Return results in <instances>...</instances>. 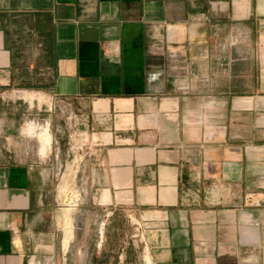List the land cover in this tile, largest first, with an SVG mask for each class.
Masks as SVG:
<instances>
[{
  "label": "crops",
  "instance_id": "1",
  "mask_svg": "<svg viewBox=\"0 0 264 264\" xmlns=\"http://www.w3.org/2000/svg\"><path fill=\"white\" fill-rule=\"evenodd\" d=\"M80 252L264 264V0H0V264Z\"/></svg>",
  "mask_w": 264,
  "mask_h": 264
},
{
  "label": "rangeland",
  "instance_id": "2",
  "mask_svg": "<svg viewBox=\"0 0 264 264\" xmlns=\"http://www.w3.org/2000/svg\"><path fill=\"white\" fill-rule=\"evenodd\" d=\"M28 123H27L28 125H26V129L28 130V132L30 134H33L36 136H37L38 127L47 126L49 128L48 125H46L44 123L42 124V122H38V121H35L33 124V122L28 120ZM50 133H51V131H50ZM40 143H41V141H40ZM51 146H52V143H51ZM64 178L65 179L60 180V182H61L60 192H61V202H62L61 206L64 208H68L67 205L73 204V202H75L74 201L75 197L73 195L69 194V192H68L69 187L72 186L73 180H72V176L69 175V173ZM60 215L62 218H64L63 220H65V223H66L65 230L69 231V227L67 225L70 224V221H71L70 219L72 217V211H69V210H64L63 212L61 211ZM66 243H68V238H66ZM61 261H63V260L60 259V257H58L55 260H51L50 264H61ZM98 262H99V260L96 261V263H98ZM92 263L94 264L95 261L93 259L89 258L87 253H83V252L74 253V254L69 253L68 260L66 261V264H92Z\"/></svg>",
  "mask_w": 264,
  "mask_h": 264
},
{
  "label": "bare ground",
  "instance_id": "3",
  "mask_svg": "<svg viewBox=\"0 0 264 264\" xmlns=\"http://www.w3.org/2000/svg\"><path fill=\"white\" fill-rule=\"evenodd\" d=\"M42 127V126H41ZM46 128V127H44ZM48 128V127H47ZM42 136V140L44 142V145H43V152L44 153H48L50 151V146H49V143L51 142V133L48 129H44L41 134Z\"/></svg>",
  "mask_w": 264,
  "mask_h": 264
}]
</instances>
